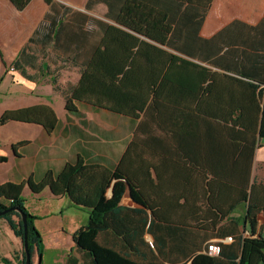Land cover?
<instances>
[{"label":"crops","instance_id":"0c3cea01","mask_svg":"<svg viewBox=\"0 0 264 264\" xmlns=\"http://www.w3.org/2000/svg\"><path fill=\"white\" fill-rule=\"evenodd\" d=\"M87 1L56 0V5H50L45 0H31L19 10L11 0H0V101L18 95L24 102L18 109L44 108L50 120L53 110L57 119L52 131L41 123L21 120L0 126V157L7 158L0 161V183H19L30 176L39 181L49 169L59 173L79 157L90 164L115 168L156 94L169 104L257 136L252 157L235 161L238 155L231 152L224 163L211 159L205 167L203 155L207 154L200 149L147 147L145 157L154 164L148 170L156 183L162 188L194 190L185 204L195 206L192 213H180L178 217L182 228L184 224L204 237L200 239L201 249L192 256H216L218 253L210 246L231 244L236 236H264V209L257 216L255 235L246 219L248 206L264 208V138L260 136L264 111V0H214L201 29L205 38L222 32L231 38L232 43L219 55L225 53L232 68L239 66L247 74L190 58L140 36L108 19L105 4L88 9ZM101 22L109 23L106 34ZM16 60L19 69L14 66ZM88 60L92 62L83 73L80 68ZM71 85L76 86L78 110L74 112L66 109L65 89ZM60 98L64 102L61 111L56 105ZM210 155L214 158L219 153ZM239 163L249 173L248 200L229 212L214 230L199 232L203 219L199 220L197 211L201 214L204 205L201 190L237 186L231 176L238 173ZM206 173L211 175L203 177ZM213 173L226 177H214ZM26 191H31L29 186ZM232 197L223 196L221 203L233 205ZM185 201L180 199L179 204ZM161 202L166 203L164 199ZM121 204L139 206L128 190ZM233 228L235 231H229ZM146 236L151 243L154 241L151 233ZM18 238L20 251L14 256H22L24 250L23 240ZM14 256L10 264H17Z\"/></svg>","mask_w":264,"mask_h":264},{"label":"trees","instance_id":"16d2710c","mask_svg":"<svg viewBox=\"0 0 264 264\" xmlns=\"http://www.w3.org/2000/svg\"><path fill=\"white\" fill-rule=\"evenodd\" d=\"M11 1L19 10H23L31 0ZM45 1L50 5L57 4L56 0ZM213 1L88 0L87 8L94 9L103 3L108 9L106 13L108 19L140 36L190 58L219 67L226 66L247 74L240 70L239 66L232 65L234 67L232 68L225 53L219 55L225 46L232 43L231 38L223 32L212 38L201 35L202 26ZM101 28L103 34H106L109 23L101 22ZM97 49L96 47L92 53L94 54ZM91 62L92 60L85 61L80 70L86 72ZM14 66L17 69L21 68L19 60L14 62ZM244 77L262 81L260 78ZM56 81L54 79V83ZM57 89L61 90V87L58 86ZM75 91V85L65 89L66 109L72 112L78 110L74 99ZM50 114L51 120L44 108L8 110L0 116V124L11 120L36 122L52 131L56 127L57 119L53 110ZM260 136L264 138V111ZM256 141L257 136L244 129L174 106L154 94L148 102L131 143L115 168L98 163L90 164L79 157L75 163H67L59 173L49 169L39 181L30 176L19 183L11 181L0 183V211L12 207L21 211L11 210L0 218L8 221L12 230L24 243L25 224L21 213L27 215L32 264L35 251L43 256L44 246L42 234L35 226L37 217L25 204L23 193L26 186H29L33 193H41L48 188L55 196L66 195L74 206L88 211V222L73 235L74 248L82 254L83 262L70 254L66 264H264L263 235L247 238L236 236L231 244H219L220 252L216 256L207 253L192 256L201 249L200 239L204 237L201 233L197 235L193 230L186 229L188 226L184 224L182 228L180 223L182 220L178 217L180 213L182 216L192 213L195 206L185 204L194 190H179L175 186L162 188L148 170L154 164L148 163L145 157L149 146H158L161 149H169L168 151L200 149L207 154L206 157L203 155L205 167L209 166L211 159L224 163L227 154L231 152L238 155L235 161L241 160L243 156L252 157ZM212 152L219 155L213 158L210 155ZM6 160V157H0V161ZM242 170L239 163L238 173L231 176L237 186L207 187L201 190L204 205L201 214L197 211L199 220L203 219L199 232L205 231L207 234L209 230H214L229 212L248 200L249 173L245 168L244 172ZM158 175L161 177V174ZM210 175L206 173L203 177ZM213 175L226 177V174ZM128 185L131 187L133 199L139 205L137 207L121 204ZM111 188L113 194L109 196ZM225 195L233 196L235 203L230 206L221 203ZM162 199L166 203H162ZM180 199H186L185 203L179 204ZM262 209L264 208L256 204L247 208L246 219L252 228V235L256 234L257 216ZM210 218L212 220L209 224ZM235 224L238 226L239 222L236 221ZM148 233L154 236L152 243L147 239ZM14 258L17 264H27L25 247L22 256L16 254ZM2 262L10 264L12 260L4 258ZM39 264H43V259Z\"/></svg>","mask_w":264,"mask_h":264},{"label":"rangeland","instance_id":"374dc122","mask_svg":"<svg viewBox=\"0 0 264 264\" xmlns=\"http://www.w3.org/2000/svg\"><path fill=\"white\" fill-rule=\"evenodd\" d=\"M23 103L18 95L5 98L0 101V116L5 111L17 110ZM56 105L61 111L64 108L63 100L58 99ZM4 109L8 110L3 111ZM48 190L38 195L31 191L23 193L26 207L37 217L35 226L43 237V264H66L70 254L83 262L82 254L74 248L73 235L88 222V211L74 206L66 195L52 197ZM108 195L111 196V191ZM16 251H20L19 238L14 234L8 221L0 218V263L4 258H12ZM39 260L40 255L35 251L33 264H39Z\"/></svg>","mask_w":264,"mask_h":264},{"label":"water","instance_id":"95a60500","mask_svg":"<svg viewBox=\"0 0 264 264\" xmlns=\"http://www.w3.org/2000/svg\"><path fill=\"white\" fill-rule=\"evenodd\" d=\"M116 181V179L114 180V182ZM111 191V196L113 194V188L110 189ZM128 191L130 193V197L131 199L133 200L134 204L135 205H138V203L133 199L132 195H131V187L130 185H128ZM17 209L16 207H12L10 209H7V210H3V211H0V216H3L5 215L8 211H11V210H15ZM20 211V209H17ZM21 212V211H20ZM22 214V217H23V221H24V224H25V237H24V247H25V252H26V257H27V264H32V254L30 252V247H29V241H28V226H27V215L24 214V213H21ZM42 261V256H40V260H39V263Z\"/></svg>","mask_w":264,"mask_h":264},{"label":"built area","instance_id":"2783aa9c","mask_svg":"<svg viewBox=\"0 0 264 264\" xmlns=\"http://www.w3.org/2000/svg\"><path fill=\"white\" fill-rule=\"evenodd\" d=\"M210 250H214V252L219 253L220 252V247L216 245H211Z\"/></svg>","mask_w":264,"mask_h":264}]
</instances>
